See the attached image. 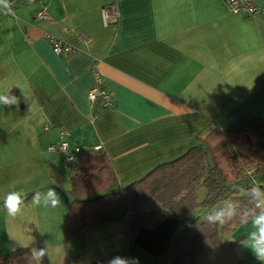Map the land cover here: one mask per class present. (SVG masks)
Here are the masks:
<instances>
[{
  "label": "crops",
  "instance_id": "0c3cea01",
  "mask_svg": "<svg viewBox=\"0 0 264 264\" xmlns=\"http://www.w3.org/2000/svg\"><path fill=\"white\" fill-rule=\"evenodd\" d=\"M42 1L49 20L35 18L36 4L0 9V95L19 101L0 104V256L29 247L48 249L35 264L115 256L165 264L132 240L120 190L212 129L264 118V0H253L259 11L251 17L230 13L224 0ZM103 7L117 13L116 23L103 25ZM44 33L72 50L55 54ZM95 71L111 93L109 105L87 97ZM61 140L101 148L119 183L115 219L72 237L69 167L63 152L47 149ZM259 144L264 153V140ZM48 188L59 205L34 206ZM10 191L23 193L14 218L4 208ZM255 230L253 217L243 220L199 264H262L250 248Z\"/></svg>",
  "mask_w": 264,
  "mask_h": 264
},
{
  "label": "trees",
  "instance_id": "16d2710c",
  "mask_svg": "<svg viewBox=\"0 0 264 264\" xmlns=\"http://www.w3.org/2000/svg\"><path fill=\"white\" fill-rule=\"evenodd\" d=\"M259 140H264V118L234 130L214 128L181 156L123 187L132 240L165 264H199L208 258L236 225L260 212L259 197L251 191L259 186L264 193V153ZM67 164L72 197L67 237L113 221L117 194L113 190L119 183L102 149L82 150ZM199 189L204 190L201 198ZM224 201L235 205V214L222 225L210 224L196 214L198 208L220 210ZM31 254L29 247H20L0 256V264H35ZM108 262L101 259L91 264Z\"/></svg>",
  "mask_w": 264,
  "mask_h": 264
},
{
  "label": "clouds",
  "instance_id": "9594fccd",
  "mask_svg": "<svg viewBox=\"0 0 264 264\" xmlns=\"http://www.w3.org/2000/svg\"><path fill=\"white\" fill-rule=\"evenodd\" d=\"M0 9L11 13L9 0H0ZM18 98L15 95H0V104L13 106L18 104ZM252 195L259 197L256 207L260 209L259 214L253 216V227L255 231L249 234L251 241L250 248L255 257L264 264V193H261L259 186L253 187ZM23 193L20 191H10L4 199V208L9 217H16L22 212ZM60 203V197L54 188H48L46 193H37L32 200L36 207H56ZM235 214V205L229 203L225 208L211 212L207 215V221L210 224H224L226 220L231 219ZM45 255H48L47 248L33 249L31 259L40 262ZM108 264H132L128 258L115 256Z\"/></svg>",
  "mask_w": 264,
  "mask_h": 264
},
{
  "label": "built area",
  "instance_id": "2783aa9c",
  "mask_svg": "<svg viewBox=\"0 0 264 264\" xmlns=\"http://www.w3.org/2000/svg\"><path fill=\"white\" fill-rule=\"evenodd\" d=\"M227 9L232 14H243L245 16L251 17L258 13L259 7L255 5L253 0H224ZM11 7V12L14 7L21 5L36 4L37 9L35 11V18L38 20H49L45 5L42 0H9ZM101 19L103 25L114 24L117 22L118 15L115 12H110L107 8L101 9ZM45 38L50 42L52 51L59 55L62 53H67L72 50V47L66 44L64 41L55 37L49 33H44ZM95 86L90 88L87 92V97L89 100H93L96 97H101L104 101V105L110 104L111 93L105 88V82L101 75L95 71ZM47 149L49 151H61L64 153V160L66 163H70L74 159V155L80 153L82 150L78 147H71L66 140H61L56 143H51L48 145ZM99 149V147H95Z\"/></svg>",
  "mask_w": 264,
  "mask_h": 264
},
{
  "label": "rangeland",
  "instance_id": "374dc122",
  "mask_svg": "<svg viewBox=\"0 0 264 264\" xmlns=\"http://www.w3.org/2000/svg\"><path fill=\"white\" fill-rule=\"evenodd\" d=\"M71 165H73L72 163H71ZM198 196L199 197H202L203 196V189H199L198 190ZM230 202L229 201H224L223 203H221L220 204V207H221V209H223V208H225L226 207V205L227 204H229ZM218 210V208H216V207H212V208H210V209H203V208H198V212L200 213V216L201 217H203L202 215L203 214H205L206 212L207 213H211V212H214V211H217ZM201 213H203V214H201Z\"/></svg>",
  "mask_w": 264,
  "mask_h": 264
}]
</instances>
